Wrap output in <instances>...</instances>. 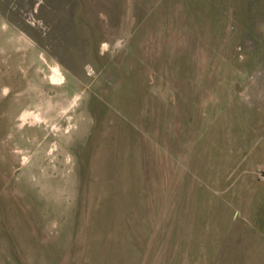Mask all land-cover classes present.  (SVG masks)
<instances>
[{
	"label": "rangeland",
	"instance_id": "1",
	"mask_svg": "<svg viewBox=\"0 0 264 264\" xmlns=\"http://www.w3.org/2000/svg\"><path fill=\"white\" fill-rule=\"evenodd\" d=\"M263 163L264 0L0 1V264H201Z\"/></svg>",
	"mask_w": 264,
	"mask_h": 264
},
{
	"label": "crops",
	"instance_id": "2",
	"mask_svg": "<svg viewBox=\"0 0 264 264\" xmlns=\"http://www.w3.org/2000/svg\"><path fill=\"white\" fill-rule=\"evenodd\" d=\"M2 27H8L6 22ZM242 192L237 209L242 218L231 219L224 236L208 240L207 255L200 256L201 264H264V182L247 180Z\"/></svg>",
	"mask_w": 264,
	"mask_h": 264
}]
</instances>
